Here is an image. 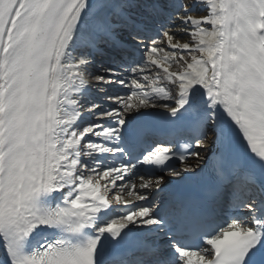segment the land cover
Segmentation results:
<instances>
[{"label": "snow or ice", "instance_id": "6c2138e0", "mask_svg": "<svg viewBox=\"0 0 264 264\" xmlns=\"http://www.w3.org/2000/svg\"><path fill=\"white\" fill-rule=\"evenodd\" d=\"M158 119L183 150L153 138ZM209 154L194 197L156 203L164 173ZM216 205L240 215L215 223ZM0 249V264H264V0H0Z\"/></svg>", "mask_w": 264, "mask_h": 264}, {"label": "bare ground", "instance_id": "6f19581e", "mask_svg": "<svg viewBox=\"0 0 264 264\" xmlns=\"http://www.w3.org/2000/svg\"><path fill=\"white\" fill-rule=\"evenodd\" d=\"M195 161H196V160H195ZM195 161H194V162H195ZM137 186H139V184H138ZM126 199H129V200H131L132 198H130V197H126Z\"/></svg>", "mask_w": 264, "mask_h": 264}, {"label": "rangeland", "instance_id": "374dc122", "mask_svg": "<svg viewBox=\"0 0 264 264\" xmlns=\"http://www.w3.org/2000/svg\"><path fill=\"white\" fill-rule=\"evenodd\" d=\"M185 39H187V37H185Z\"/></svg>", "mask_w": 264, "mask_h": 264}]
</instances>
